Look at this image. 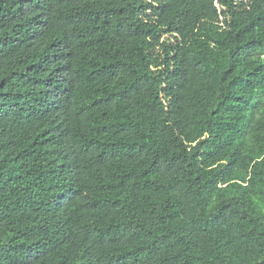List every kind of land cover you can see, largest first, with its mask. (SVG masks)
<instances>
[{
	"label": "trees",
	"instance_id": "obj_1",
	"mask_svg": "<svg viewBox=\"0 0 264 264\" xmlns=\"http://www.w3.org/2000/svg\"><path fill=\"white\" fill-rule=\"evenodd\" d=\"M0 264H264V0H0Z\"/></svg>",
	"mask_w": 264,
	"mask_h": 264
}]
</instances>
